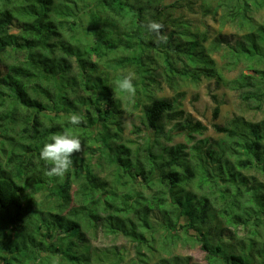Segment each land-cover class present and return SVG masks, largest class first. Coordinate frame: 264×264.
<instances>
[{"label":"trees","instance_id":"obj_1","mask_svg":"<svg viewBox=\"0 0 264 264\" xmlns=\"http://www.w3.org/2000/svg\"><path fill=\"white\" fill-rule=\"evenodd\" d=\"M179 6L178 0H0V264L29 263L35 255L41 264H102L91 241L99 231L135 242L138 257L130 264H151L156 250L172 254L191 230L210 264H264L253 259V242L236 250L222 237L214 242L207 229L218 215L254 235L251 228L264 225V183L249 184L242 171L264 170V120L214 124L228 136L214 144L197 139L207 125L158 95L163 85L175 89L202 77L262 109L264 21L256 13L264 0H203L204 14L235 28L236 38L168 19L167 11ZM150 20L164 25L167 44L155 43L145 27ZM128 72L135 73L134 97L116 86ZM126 97L143 106L149 130L137 146L123 137ZM73 112L83 123H69ZM63 132L78 136L83 150L66 175L48 177L40 151ZM178 134L183 142L166 143ZM102 251L116 258L108 264H122L115 248ZM169 262L188 264L177 255Z\"/></svg>","mask_w":264,"mask_h":264},{"label":"rangeland","instance_id":"obj_2","mask_svg":"<svg viewBox=\"0 0 264 264\" xmlns=\"http://www.w3.org/2000/svg\"><path fill=\"white\" fill-rule=\"evenodd\" d=\"M154 1V0H152ZM161 4H169L177 0H156ZM181 6L174 10L167 11L166 17L168 19H176L178 21H189L199 27L201 30H209L212 36H216L220 33L228 36L229 38L238 37V32L231 26L221 27L219 22L211 15H205L203 10V0H178ZM256 18L262 22L264 21V10L256 13ZM19 23L17 20L12 24L11 31L17 32L19 29ZM4 70V67L1 71ZM239 70L228 73L229 78L235 76ZM244 72L250 73L248 69L244 68ZM159 96H167L171 100H174L177 104L179 111H183V116H189L194 121L199 120L203 124L208 126V129L203 134H198L197 139L208 138L212 143H218L228 139L225 133L218 132L214 124L220 126H229L238 119H243L248 122L258 123L264 120V107L262 109L249 108L240 98L239 94L233 89L225 86L223 83H217L215 79L206 78H190L186 82H182L177 88H170L168 85H163V89L158 93ZM213 95H216L220 104V114L217 118L214 117V109L217 103L215 102ZM127 97L123 100V114H122V126H123V137L131 146H137L142 140L141 134L148 133L146 125L143 123V106L136 107L133 102L127 104ZM178 114L177 119L171 120L167 124V129L173 127L174 123L182 116ZM166 141V139H164ZM184 141L182 134L176 135L172 141H166L168 145H173ZM246 176L249 184L264 183V170L253 167L249 169H242ZM197 190V188H192ZM44 199V198H42ZM230 204L225 213H229L231 208ZM8 212V211H7ZM35 224L29 228L30 231L35 232ZM162 227L161 224L158 225ZM255 227V228H254ZM208 230L212 231V236H215L214 242L219 237H222L224 243L227 245L232 244L233 248L238 249L239 244H243L248 247L253 242L252 257L256 263L264 260V225L253 226L251 229L256 231V234L250 233V227L245 225L233 226L225 221V218L218 215L211 223L207 226ZM28 231V232H30ZM163 233V232H160ZM166 233V232H165ZM196 232L191 230L189 233H182L181 238L178 239L177 244L171 248L172 254L165 252H158L153 257L154 261L157 262L158 257L164 256L169 260L174 255L184 257L187 259L188 264H210L207 259V251H205L201 244L196 241ZM250 236L255 237V241L250 240ZM158 240H163L162 235L157 234L154 246L156 249L160 247ZM92 249L96 255H99V261L102 264H108L110 260L116 261V258L112 255L102 254V249L115 248L124 258L122 264H130L133 260H136L138 255L136 254V245L133 240L126 238L123 235L105 234L104 231L92 234ZM23 254V253H21ZM24 255V254H23ZM100 256L102 259H100ZM111 257V259L109 258ZM151 262L154 264L155 262ZM41 264V259L38 255H35V260H31L29 263L23 262V264ZM96 264V263H95Z\"/></svg>","mask_w":264,"mask_h":264},{"label":"clouds","instance_id":"obj_3","mask_svg":"<svg viewBox=\"0 0 264 264\" xmlns=\"http://www.w3.org/2000/svg\"><path fill=\"white\" fill-rule=\"evenodd\" d=\"M145 27L149 33L155 35L156 44L168 43V36L162 23L150 20ZM134 80L135 73L128 72L116 81V86L126 95L134 97L137 91ZM68 120L72 125L83 123L82 115L76 112L70 114ZM82 150V141L78 136L68 132L53 134L50 142L46 143L40 151V159L49 165L45 174L48 177H63L73 166V157Z\"/></svg>","mask_w":264,"mask_h":264}]
</instances>
